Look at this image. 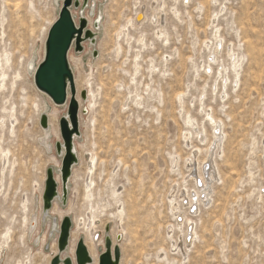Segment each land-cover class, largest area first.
I'll return each instance as SVG.
<instances>
[{"label": "rangeland", "instance_id": "obj_1", "mask_svg": "<svg viewBox=\"0 0 264 264\" xmlns=\"http://www.w3.org/2000/svg\"><path fill=\"white\" fill-rule=\"evenodd\" d=\"M71 11L76 23L100 25L94 43L68 54L83 107L77 163L65 206L57 200L61 211L52 204L44 217L46 172L60 176L56 144L68 105L54 106L29 69L41 62L59 10L53 0H0V264H50L54 224L65 216L69 243L72 233L80 239L76 223L93 219L99 239L121 233L119 264H264V0H88ZM86 88L90 106L80 99ZM44 102L48 120L55 111L46 138ZM195 179L209 183L210 197L196 204L183 246V231L167 232L170 208L187 213Z\"/></svg>", "mask_w": 264, "mask_h": 264}, {"label": "water", "instance_id": "obj_2", "mask_svg": "<svg viewBox=\"0 0 264 264\" xmlns=\"http://www.w3.org/2000/svg\"><path fill=\"white\" fill-rule=\"evenodd\" d=\"M88 0H62L57 18L49 27L44 42V55L33 73V83L36 89L44 93L54 106H67V114L59 119V132L62 143L56 144L57 154L61 157L60 179L61 194L57 193V184L53 177V170L46 172L45 190L43 193L42 213L46 217L53 202L57 199L62 206L67 202V185L71 168L77 163V156L73 150V139L78 133L79 104L77 102V90L75 88L73 73L69 66L68 54L73 48L76 52L82 49V43L89 40L94 43L90 30H87V21L80 17L76 23L71 13L72 8H80L82 12L87 6ZM140 16H137V19ZM98 22V21H97ZM97 22L94 27H97ZM80 99L86 100V92L80 93ZM83 112V111H82ZM40 126L48 128L46 114L40 116ZM63 151V152H62ZM193 213V212H192ZM56 223L54 224V228ZM71 218L65 216L58 226L57 254L51 259L50 264H90L92 262L83 240L79 239L74 248V260L70 256L62 257L69 244ZM190 227L188 232H190ZM190 233L187 235V241ZM119 240V239H118ZM105 250L98 257V264H119L120 248L113 246L108 234L104 238Z\"/></svg>", "mask_w": 264, "mask_h": 264}, {"label": "bare ground", "instance_id": "obj_3", "mask_svg": "<svg viewBox=\"0 0 264 264\" xmlns=\"http://www.w3.org/2000/svg\"><path fill=\"white\" fill-rule=\"evenodd\" d=\"M74 1V0H73ZM212 1V0H211ZM53 2L55 3V7H56V9H58L59 10V7H60V4H61V0H53ZM174 10V9H173ZM177 11V10H176ZM179 12V11H178ZM71 13H72V15H73V17L75 18V16H74V13L71 11ZM173 13H175V12H173ZM175 14H177V13H175ZM140 16L138 19H136L137 18V16ZM153 17V16H152ZM148 18L149 20H152L153 18ZM144 19H145V15H143V12H142V10L141 9H139V11L136 13V15H135V21H144ZM155 19V18H154ZM78 20H79V18H78ZM86 21H87V23H88V26H90V32L93 34L92 35V37H94V39H96V35H95V30H94V19H86ZM140 22H138V24L140 23ZM154 22V21H153ZM152 22V23H153ZM158 22V21H157ZM100 22L98 21L97 22V27L99 28V24ZM128 23L129 24H132V19H129V21H128ZM156 23V22H155ZM52 24V23H51ZM157 24V23H156ZM51 26V25H50ZM157 30V29H156ZM159 33H160V31H159ZM158 32H157V34H159ZM217 33V32H216ZM162 35V34H161ZM159 36V35H158ZM216 37V36H215ZM217 40H219V39H217ZM90 42L89 40H85L84 41V43L85 42ZM221 42V41H220ZM218 43V42H217ZM216 43V44H217ZM219 44V43H218ZM217 44V45H218ZM217 45H216V47H217ZM220 45V44H219ZM218 45V46H219ZM218 48H220V47H218ZM230 54H231V52H230ZM43 55H44V46H43ZM43 55H42V58H41V60L43 59ZM216 55V54H215ZM216 58V57H215ZM68 62H69V59H68ZM210 64V63H209ZM31 67H30V73L31 74H33L34 73V71H35V68H36V64L35 63H32L31 62V65H30ZM69 66H70V68H71V65H70V63H69ZM210 66V65H209ZM71 71H72V73H73V70H72V68H71ZM88 82H90V81H88ZM87 86H88V84H87ZM89 86H90V84H89ZM88 86V87H89ZM91 87V86H90ZM91 89V88H90ZM85 92H86V100L85 101H83V100H81L82 101V103H86L88 106H90L91 105V103L93 102V98H94V95H93V92L91 91V90H89L88 88H86L85 89ZM77 98V102H78V104H79V111L81 110V108H83L82 106H81V103H80V101H79V99H78V96L76 97ZM38 108V107H37ZM42 109V106L39 108V111ZM47 110H48V106H47V104L44 102V105H43V109H42V111H41V113L40 114H45V112H47ZM55 111H52V113L49 115L50 117H49V120H48V128L47 129H42V131H43V135H44V138H46L48 135H49V132L52 130L53 131V125H52V122H51V116L52 117H54V115H55V113H54ZM66 116V115H65ZM54 120V119H53ZM214 120V119H213ZM192 122V121H191ZM213 124H214V131H216L217 133V135H215V137H214V140H221V132H220V128H219V124L218 123H216V122H213ZM193 125H194V123H193ZM221 126V125H220ZM193 128V127H192ZM189 134V133H188ZM52 137V136H51ZM188 137V135H185V138H187ZM49 138V137H48ZM189 139V138H188ZM44 140V139H43ZM47 140V139H46ZM75 137H74V139H73V142H72V145H73V150H74V152L76 153V148H75ZM203 141V140H202ZM222 142V141H221ZM45 144H46V142H45ZM213 146H217V145H215L214 143H211V145L209 146V148L207 149V153H209V157H211L212 156V147ZM216 148V147H215ZM196 151H198V152H200V150L197 148V150ZM63 152V151H62ZM198 154V153H197ZM76 155H77V153H76ZM207 156H208V154H207ZM195 157H197V155L195 156ZM194 159H196V158H194ZM206 160V159H205ZM204 160V161H205ZM91 163L93 164V159L91 158ZM188 161H189V158H188ZM195 161V160H194ZM203 161V162H204ZM209 161V160H208ZM191 162H192V160H191ZM57 164H58V161L56 162ZM91 163H89V164H91ZM193 163V162H192ZM191 163V164H192ZM91 164V165H92ZM204 164V163H203ZM205 164H207V163H205ZM204 164V165H205ZM90 165V166H91ZM201 166L200 168H199V172H200V178L199 179H203L202 177L203 176H205V174H207V171H208V169H209V165H205V166ZM189 166V165H188ZM187 166V167H188ZM214 166V165H213ZM193 167V166H192ZM205 167V168H204ZM92 168V167H91ZM214 169V168H213ZM89 170H90V168H89ZM91 170H93V169H91ZM214 171V170H213ZM212 170H211V172H209V176H210V178H214V172H213ZM202 172V173H201ZM188 176H190V174L188 175ZM73 177V176H72ZM190 178V177H189ZM197 178V177H196ZM193 179V178H192ZM54 180H55V182H56V184H57V193H58V195H60L61 194V179H60V176L57 174V176L56 177H54ZM212 180V179H211ZM90 181V180H89ZM187 180L186 179H184V182H186ZM202 182H203V180H201ZM205 181V180H204ZM208 182H210L209 181V179H208ZM195 183H196V179H195ZM203 184V185H202ZM201 184V186L199 187V186H196L195 184H194V187H193V191H191V192H193V194H190V196H189V201H188V208H187V215L186 214H180V211H181V207L179 206H177V205H175V204H173L172 206H171V208H170V210H171V212H173V216L175 217V223L174 224H169L168 226H167V232H168V234H171V233H173V231H175V229L176 230H180L181 232L183 231L184 233V239L183 240H181V241H183V246H185V245H190V243L188 242L190 239H191V236H190V239L187 241L186 239H187V235L190 233V235H191V230L193 229V224H194V219H192V217L195 215V214H192L191 212H190V208L193 206V205H196L197 203H198V205L199 204H204V203H206V201H207V199L210 197H208V185H209V183H207V181L206 182H203ZM210 186V185H209ZM67 187H68V185H67ZM89 187V186H88ZM87 188V187H86ZM210 188V187H209ZM211 189V188H210ZM188 191V190H187ZM206 191H207V193H206ZM206 193V194H205ZM203 194H205V196L203 195ZM204 196V198H202L203 196ZM185 199V198H184ZM182 200V199H181ZM209 200V199H208ZM56 202H57V199L54 201V208H53V213H55V212H60L61 211V208L60 207H58V205L56 204ZM173 203V202H172ZM184 203V202H183ZM176 204H178V203H176ZM179 204H181V203H179ZM178 204V205H179ZM56 208V209H55ZM198 209V208H197ZM37 212V211H36ZM183 212V211H182ZM188 213H190V215H188ZM93 216V215H92ZM180 217H182V221H181V218ZM93 218V217H92ZM178 218H180V222H178L177 220H179ZM185 222V227H184V229L182 230V227H183V223ZM30 223V222H29ZM77 225V227H80V226H82L81 228H79L77 231H79L78 232V234H77V238L79 239H82L83 240V243H84V245H85V247L87 248V251H88V254H89V256H90V258H91V260H92V262L90 263V264H98V257H99V253H98V248L100 247V246H104V238H101V239H99V237L97 236H95V234H97L96 232H95V230H94V225H95V221H94V219H93V221H92V223L90 224V225H88L87 224V226L85 227V224L84 225H82V224H80V223H76ZM58 224L56 223V226H55V231H56V238L54 239V252L53 253H56L57 254V245H56V243H57V236H58V234H57V231H58ZM190 227V232H188V228ZM147 232V231H146ZM120 233V232H119ZM116 233H114V234H112V238L110 237V239H111V242H112V247L113 246H119L117 243L121 240V238H122V235H121V233L120 234H116ZM80 235V236H79ZM196 235V233H195V230H194V233L192 234V238H193V236H195ZM144 236V235H143ZM114 237V238H113ZM119 239V240H118ZM176 242V241H175ZM151 243V242H150ZM179 243H181V242H179ZM75 244H76V238L73 236V233H72V236H71V239H70V243H69V251H68V253H66V254H69L68 256H70L71 257V259L72 260H74V258H73V253H74V248H75ZM147 245V244H146ZM182 246V247H183ZM181 247V248H182ZM120 248V247H119ZM181 248H180V245H178V244H176V243H174L173 245H172V249L175 251H177L178 249L179 250H181ZM175 251V252H176ZM164 254V253H163ZM64 256H66L65 255V253L63 254V257ZM162 256V255H161ZM164 257V256H163Z\"/></svg>", "mask_w": 264, "mask_h": 264}]
</instances>
